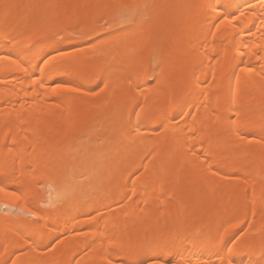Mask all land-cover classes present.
Wrapping results in <instances>:
<instances>
[{
	"label": "bare ground",
	"instance_id": "obj_1",
	"mask_svg": "<svg viewBox=\"0 0 264 264\" xmlns=\"http://www.w3.org/2000/svg\"><path fill=\"white\" fill-rule=\"evenodd\" d=\"M104 2L0 0V57H6L0 59V177H8L0 183L22 193L15 207L36 213L33 218L13 216L0 206V260L15 252L11 259L16 264H73L74 260L106 264L109 257L116 264L120 257L112 240L136 242L158 234L161 247L174 244L192 264H217L219 258L227 264L229 257L220 249L230 240L235 244L231 259L237 264L259 261L264 253L260 230L264 216L259 213L264 144L256 142L258 128L252 143L241 142L232 129L243 130L264 117L261 0H227V12L235 13L238 20L220 23L219 28L211 26L219 21H204L195 50L173 22L177 10L168 7L181 0H152L161 7L143 33L115 48L103 46V39L74 41L79 48L72 59L73 70L47 71L45 88L33 83L39 72L25 71L8 59L17 64L34 62L54 47L64 48L65 43L55 39V32L63 29L95 27L103 36L95 24L102 10L95 5ZM29 48L33 51L27 52ZM153 56L167 83L159 91L143 79L151 71ZM114 57V84L100 98L71 91L52 93L54 81L89 77ZM243 67L253 71H240ZM138 73L141 88L135 87ZM190 110L192 116H179ZM162 112L178 119L152 131L159 126ZM229 116H235L231 124ZM70 121L85 124L89 131L71 154L67 146L75 138L67 134ZM186 121L187 127L197 129L195 138L184 130ZM137 124L140 135L133 138L128 132ZM201 143L210 156L207 162ZM192 144L195 154L189 150ZM6 145L12 147L11 154ZM209 164L218 175H212ZM237 173L247 176L248 182L225 178ZM42 175L52 179H33ZM39 181L51 183L47 195L39 193ZM132 181L135 203L117 204L132 195ZM3 204L13 202L5 197ZM245 214L248 223H238ZM24 220L32 225L33 238L40 239L39 248H29L24 234L16 231Z\"/></svg>",
	"mask_w": 264,
	"mask_h": 264
},
{
	"label": "snow or ice",
	"instance_id": "obj_2",
	"mask_svg": "<svg viewBox=\"0 0 264 264\" xmlns=\"http://www.w3.org/2000/svg\"><path fill=\"white\" fill-rule=\"evenodd\" d=\"M261 5L264 6V0H261ZM10 7V6H5ZM95 7L102 10L95 20V24L100 26V32L104 35L101 36L97 33L95 27L85 31V30H75V29H63L55 32V39L63 41L65 43L64 48L54 47L52 51L44 52L39 56L34 62H22L17 64L15 59H10V62L16 64L17 67H24L25 71L32 69L34 72H39L40 76L33 81L40 88H45V73L52 69L58 70V74L67 73L72 71L74 65L72 63L73 56L76 50L79 48V44L74 43V41H83L85 43H94L96 40H104L105 47L115 48L120 43L135 38L146 30V26L149 25L153 19L156 10L161 7L152 0H143L141 3L126 4L121 3L119 0H106L104 3H97ZM170 8L177 10V15L174 18V23L181 27V32L187 37V42L190 47L194 48L195 41L198 39V33L203 28L204 21L212 19L213 21H219V23H213L211 26L213 28H219L220 23L232 24L234 20H238L235 13L227 12L228 3L227 0H181L180 3L168 5ZM241 16L244 15L243 12L240 13ZM5 22H7V13L5 14ZM261 22L264 23V17L261 18ZM107 29V31H105ZM214 35V34H213ZM91 38V39H90ZM203 47V44L200 45ZM33 49L29 48L27 52H32ZM26 54V53H25ZM6 57H0V59H5ZM60 61L61 63H57ZM26 65V66H25ZM115 65V57L112 62L105 63L102 65L97 72L93 73L89 77H80L76 82L71 81H54V85L51 88L53 94L58 90L60 91H71L77 95H88L93 94L96 98H100L102 95L106 94L107 91L113 86V76ZM264 70V65L261 66ZM243 72H252L251 67H243L240 69ZM162 70L159 63L157 62V57L153 56L151 59V71L145 72L143 74V79L145 80L147 86L155 87L157 91L167 87L166 81L162 79ZM264 78V77H262ZM51 79V77H49ZM140 74H137V81L135 82L136 88H141L142 85L139 82ZM239 77L237 76V80ZM131 81V77H129ZM231 101V96H230ZM137 107H141L137 105ZM236 111V110H232ZM138 115V114H136ZM192 116L193 113L190 110L187 113L180 112L179 116ZM178 119L177 115L169 116L166 112L161 113L159 120V126L152 129V131H160L164 128L165 124L171 120L176 121ZM235 119V116H229L228 120L231 124ZM259 129L260 137L256 140L257 143L264 144V117H262L259 124L246 125L245 129L240 127H234L232 130L237 136V138L243 142L248 140L252 143L253 139L256 137V132L254 129ZM184 130L191 138H195L197 129L187 127V121L185 122ZM68 135L74 137L75 139L69 143L67 146V151L71 154L78 146L81 141H84L89 136V131L87 126L83 123H77L70 121L68 124ZM129 136L135 138L140 135V125H134L128 132ZM102 145L103 140L99 141ZM8 147V152L12 153V147ZM193 154H195L196 145L192 144L189 149ZM201 154L204 156V162L209 161L210 156L208 155V150L203 149V144L201 143ZM14 163V161H13ZM5 167L9 165L5 164ZM208 170L212 172L213 176L219 174L217 170H213L211 164L208 166ZM136 173L134 175H138ZM14 178V177H13ZM227 179H243L245 183L248 182V177H239V174H233L232 176L225 177ZM8 179L7 176L0 177V180ZM37 180L50 181L51 176H40L33 177ZM132 195H125L121 200L117 201V204L122 205L125 201L135 203L134 197L135 193V182L132 181ZM262 184H264V179H262ZM44 187L51 188V183H46ZM245 198L248 197V191L245 189ZM7 197L13 204H3V199ZM22 198V193L19 190H9L6 184L0 183V206L8 208L13 216H20L25 218L36 217V213L29 210H21L14 206L15 202L20 201ZM257 197L255 194V188L252 189V214L255 216L256 213ZM139 207V205H137ZM259 213L264 216V186L261 187V193L259 197ZM39 223V221H36ZM238 223L247 224V214H245V219L238 221ZM235 227V225H232ZM32 225L24 220L19 226H16V231L24 234L25 243L29 248L36 249L40 247V239H34V233L29 230ZM116 225H113V231H115ZM260 230L264 231V223L261 224ZM227 231V229H225ZM243 231V229H241ZM161 237L157 234L152 238L145 237L142 240H137L132 242L131 240L127 242L117 243L112 240L111 243L113 248L117 251L119 259L116 260V264H192L191 259H186L182 252L175 250V245L165 244L163 247L160 245ZM235 239V237H233ZM223 241V236L220 237ZM55 244V241L49 243L46 247L51 248ZM229 244L232 246L230 247ZM5 252L8 250L7 243L3 245ZM235 244L232 241L224 242L223 247L220 252L226 253L229 257L227 264H237L236 261L232 260L231 257L234 254ZM16 255L12 252L8 259L0 260V264H16V260L11 259V256ZM219 257V253L217 254ZM143 257V258H141ZM73 264H78L77 261H73ZM106 264H113V259L109 257ZM217 264H224V259L219 258ZM243 264V262H241ZM247 264H264V253L261 255L259 261L249 260Z\"/></svg>",
	"mask_w": 264,
	"mask_h": 264
},
{
	"label": "rangeland",
	"instance_id": "obj_3",
	"mask_svg": "<svg viewBox=\"0 0 264 264\" xmlns=\"http://www.w3.org/2000/svg\"><path fill=\"white\" fill-rule=\"evenodd\" d=\"M43 185H45L44 182H40V181H39V182L37 183L38 191H39L40 194H46L45 191L47 190V187H44ZM64 189H65L64 187H63V188H60L59 190H57V193H56V194H61V193L63 192ZM46 195H47V194H46ZM53 195H55V193H54ZM16 208H19V206L17 205Z\"/></svg>",
	"mask_w": 264,
	"mask_h": 264
}]
</instances>
